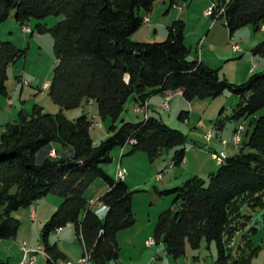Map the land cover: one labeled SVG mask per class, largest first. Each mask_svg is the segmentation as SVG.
Here are the masks:
<instances>
[{
	"label": "trees",
	"instance_id": "1",
	"mask_svg": "<svg viewBox=\"0 0 264 264\" xmlns=\"http://www.w3.org/2000/svg\"><path fill=\"white\" fill-rule=\"evenodd\" d=\"M156 1L0 0V25L13 13L21 26L33 19L64 16L53 28L36 27L38 33H51L54 39L57 65L49 96L64 110L78 108L85 101L96 104L99 117L112 121L109 136L101 142L92 137L96 125L89 115L71 121L62 113H44L38 106L30 115L20 112L19 120L4 126L0 133V240L18 235L21 223L14 212L57 196L62 204L41 234L48 263L65 260L49 239L66 227L75 228L83 256H89L92 263L119 261L118 234L136 223L135 192L125 181L112 178L103 165L112 163V152L126 145L132 148L130 154L146 153L151 162L173 148H177L173 165L182 164L186 156L185 135L160 118L148 114L138 123L121 120L128 100L133 98L138 108H145L155 94L181 91L192 102L215 99L229 90L240 98L230 120L256 118L249 137H244L239 154L226 157L218 171L209 175L208 183L194 176L160 193L173 194L175 200L170 210L160 214L154 239L175 260L186 257L188 248L200 250L203 242H215L216 264H253L260 248L253 244L252 235L258 229H245L247 217L242 211L246 206L264 207V72L253 73L243 84L221 79L219 71L198 55L191 58L183 21L168 28L165 42H134L132 36L146 17L141 12L149 15ZM211 17L225 19L231 36L248 25L258 31L264 25V0L225 1ZM26 53L0 40L1 96H8L9 68ZM253 53L264 59V41ZM184 116L188 112L180 114L181 119ZM55 148L63 150L58 159L42 155ZM98 179L109 188L98 199L105 207L102 215L86 197ZM238 235L242 240L237 246ZM0 264L6 263L0 260Z\"/></svg>",
	"mask_w": 264,
	"mask_h": 264
},
{
	"label": "rangeland",
	"instance_id": "2",
	"mask_svg": "<svg viewBox=\"0 0 264 264\" xmlns=\"http://www.w3.org/2000/svg\"><path fill=\"white\" fill-rule=\"evenodd\" d=\"M225 1L230 0H157L150 13L151 23L148 24L149 22L145 20L143 26L132 36V40L140 43L165 42L168 38V28L176 21H183L186 24L185 45L191 49V58L194 59L198 55L205 64L219 71L221 79H227L232 84H243L253 73L264 72V59L253 53L254 48L264 41V25L258 31L254 26L248 25L231 36L225 19L214 20L206 14L210 7H218ZM14 15L13 13L5 23L0 25V40L12 42L18 49L26 50L27 53L8 70L6 82L8 96L0 95V133L3 132L4 126L19 120L20 112L30 115L38 106L44 109V113L54 115L62 113L71 121L77 120L84 114L89 115L94 124L101 127L93 130V137L100 139L103 133L108 132L112 121H103L99 117L96 104L85 101L78 108L64 110L53 102L49 96V89L44 90L47 82L52 81L57 60L53 36L51 33H38L36 27L38 24H45L48 28H53L64 20V16L48 17L41 21L33 19L27 26H21ZM141 15L145 17L147 13L142 11ZM173 97L174 100L170 101V110L163 108L164 110L158 109L156 113H152L155 109L151 108V114H155L170 128L185 135L187 164H172L177 148L165 151L160 158L151 162L146 153L130 154L132 148L126 145L123 149L119 147L112 152V163L103 165L105 171L108 174L110 172L112 176L116 171L118 174L120 169H125L128 173L127 178L134 187L131 189L135 192L133 210L136 223L133 227L119 232L120 259L108 264H152V262L155 264L160 263V258L165 260L162 245L156 242L154 245L145 244V240L154 239L160 214L170 210L175 200L173 194L161 195L160 193L168 190L165 188L171 184H180L184 179L189 180L197 174L208 183L210 173L217 172L219 165L226 158L222 156L217 165L212 157L213 153L225 152L227 156H235L241 152L249 120L240 122L230 120L233 110L240 102L239 97L229 90L215 99H195L192 102L187 101L182 94H176ZM183 111L188 112V117H183L185 119L180 118ZM138 112V105L131 98L125 105L121 120L138 123L145 117V113ZM146 112L149 114L148 109ZM121 120L117 122V126H120ZM201 121L207 123L208 127L204 129L200 124ZM219 121L222 123L219 124ZM220 125L223 128H220ZM241 126L245 127V132ZM211 134L213 141H210ZM238 137L242 139L241 143L236 142ZM219 138L222 139L220 143ZM209 148L217 152H212ZM57 149L46 150L42 155L58 159L63 150ZM121 153H125L124 162L119 166ZM170 164L172 168L175 167L174 170L169 168ZM175 175L179 180L175 178ZM99 184H105V182L101 179L96 180L86 192L88 199H98L96 194L100 190ZM54 197L57 196H50L43 208L44 212L38 215L37 221H35V215H32L31 219V207L13 213V217L20 221L21 226L15 238L0 240V259L6 264L10 258L14 260L20 255H23L24 259L26 250H38L39 247L42 251L36 254L37 264H49L41 234L49 220L46 221L44 217L47 213L46 209L53 207V199H57ZM41 201L35 203L33 207H37ZM100 209L101 211H98L95 208L102 214L105 208L100 207ZM242 212L247 217L245 229L252 227L258 229L252 235L253 244L260 248L253 264H264V207L253 210L246 206ZM241 240L242 235H238L234 243L238 246ZM49 242L57 243L60 248L68 251L70 260L60 263L79 264L84 248L76 238L74 227L64 228L61 235L53 233ZM217 258L218 250L215 242L210 244L203 242L200 250L191 249L188 260L186 257L179 260L169 257L171 264H216ZM164 264H168L167 260Z\"/></svg>",
	"mask_w": 264,
	"mask_h": 264
},
{
	"label": "crops",
	"instance_id": "3",
	"mask_svg": "<svg viewBox=\"0 0 264 264\" xmlns=\"http://www.w3.org/2000/svg\"><path fill=\"white\" fill-rule=\"evenodd\" d=\"M149 18V23L148 24H150L151 23V21H150V17H151V15L149 14V15H147L145 18ZM156 32H157V29H156ZM200 58V57H199ZM200 60L202 61V59L200 58ZM179 95V94H182V92L181 91H179V92H175V93H160V94H155V95H153V96H151L150 97V99L148 100V102H147V108H148V113H149V115H151V116H156L155 114H151V108H153V109H155V110H152L153 112L152 113H156V111L159 109H162V110H164L163 109V105H164V103H165V101H166V97H168L169 95H170V101H172V100H174L173 98V96L174 95ZM183 95V94H182ZM170 101H169V107H170ZM90 104V103H89ZM170 110V109H169ZM200 124L202 125V127L205 129V128H207L208 127V124L207 123H205V122H203V121H201L200 122ZM99 128H101V127H99V126H95V127H93L92 128V131H91V134H92V137H93V133H94V131L93 130H97V129H99ZM210 133V132H209ZM208 133V134H209ZM207 134V135H208ZM206 135V136H207ZM109 136V133L106 131L105 133H103L102 135H101V138L100 139H96L95 137H93V139L95 140V141H97V142H101L102 140H105L107 137ZM206 136H205V138H206ZM207 140V139H206ZM208 141V140H207ZM210 141H213V135L211 134V139H210ZM210 141H208V142H210ZM222 141V139H220L219 138V140H218V142L220 143ZM209 150H211L212 152H217L216 150H212L211 148H209ZM123 152H125L124 150H123ZM122 154V153H121ZM124 154L125 153H123L121 156V159H120V165L119 166H121V164H123V162H124V160H123V157H124ZM226 157H232V156H227V154H226ZM187 162H188V158L185 156V160H184V162L182 163V164H187ZM170 165H172V164H170ZM172 168V167H171ZM174 168L175 167H173L171 170H174ZM211 174V173H210ZM109 175L112 177V178H114V179H116V175H117V171L115 172V175L114 176H112V174L109 172ZM176 176V175H175ZM195 176H198V174L197 175H195ZM194 177V176H193ZM200 177V176H199ZM176 179H178L179 180V178H177V176L175 177ZM175 179V180H176ZM188 179H184L180 184H176V183H174V184H171L168 188L166 187L165 189H173V188H176V187H180V186H182V184L183 183H185V181H187ZM125 182L130 186V188L132 187L131 186V182H130V180L128 179V178H126L125 179ZM176 182V181H175ZM170 183H173V182H170ZM99 186H100V190L97 192V197H98V199L99 198H101L107 191H108V185L105 183V184H99ZM136 187V186H135ZM132 189H134V187H132ZM49 198H50V196H48L47 198H45L43 201H41V203L37 206V207H33L34 206V204L31 206V219H32V215H35L36 216V220L35 221H37V218L39 217L38 215L39 214H41V213H43L44 212V210H43V208L45 207V205L47 204L46 202H48V200H49ZM54 198H57V199H53V207H51L50 209H48V207H47V209H46V211H47V213L44 215V217H45V219H46V221L48 220V219H50L49 217H51V215L54 213V211L57 209V207H59L60 205H61V203H62V199L61 198H59V197H54ZM88 199V198H87ZM91 199H94V198H90V200ZM50 206H52V205H50ZM49 206V207H50ZM100 207H103V208H105L102 204L100 205ZM62 234V231H61V233L59 234V235H61ZM146 242L148 241V240H145ZM24 242H26V241H24ZM146 242H145V244H146ZM27 243V242H26ZM57 244V243H56ZM57 246H58V248H59V250L62 252V254L65 256V260L64 261H66V260H70L69 259V253H68V251L67 250H65V249H63V248H60L59 247V245L57 244ZM163 246V245H162ZM39 248H41V247H39ZM31 250H36V249H31ZM163 250H164V254H165V256H166V259L164 260V258H160L161 259V261H160V263H155V264H164V261H166L167 260V263L168 264H171V261H170V259H169V256L167 255V252H166V250H165V248H164V246H163ZM160 254V253H159ZM191 254V249L190 248H188L187 249V256H186V259L188 260L189 259V255ZM36 259H37V257H36ZM1 260V259H0ZM22 260H23V255H20V257H17V258H15L14 260L13 259H9L8 261H7V264H19V263H21L22 262ZM2 261H4V260H2ZM60 264H62V263H60ZM152 264H153V262H152Z\"/></svg>",
	"mask_w": 264,
	"mask_h": 264
},
{
	"label": "built area",
	"instance_id": "4",
	"mask_svg": "<svg viewBox=\"0 0 264 264\" xmlns=\"http://www.w3.org/2000/svg\"><path fill=\"white\" fill-rule=\"evenodd\" d=\"M214 9H215V7H210L209 8V10L207 11V15H209V16H211L212 14H213V12H214ZM146 21H148L149 22V18L147 17L146 19H145ZM27 30L28 31H30V28H28L27 27ZM50 88V83H48L47 82V85H46V87H45V89L44 90H46V89H49ZM170 95L168 96V97H166V101H165V103H164V105H163V108L164 109H166V110H169L170 109V107H169V101H170ZM147 105H146V107L145 108H143V107H141V108H138V110H139V112H142L143 114L145 113V118H147L148 117V114H147ZM138 112V113H139ZM241 129L243 130V132H245V127L244 126H241ZM241 141H242V139L240 138V137H238V139L236 140V142H240L241 143ZM224 144H225V142H224ZM222 156H226V153L225 152H223V153H213L212 154V157H213V159L217 162V165H219V160H220V158H222ZM172 167V165H169V168H171ZM127 171L125 170V169H120L119 170V172H118V174L116 175V180H121V181H125V179H126V177H127ZM161 176L159 175V178H160ZM90 205L93 207V208H97L98 209V211H101V209H100V202H99V200H91L90 202ZM105 211H102V214L104 213ZM101 214V215H102ZM61 233V230H58L57 231V234L59 235ZM155 239H151V240H148L147 242H146V244H148V245H154L155 244ZM26 244V243H25ZM36 254H40V251H39V249L38 250H31V249H29V250H26V255H25V257H28V256H35ZM24 260V259H23ZM22 260V261H23ZM19 264H22V262L21 263H19ZM59 264V263H58ZM68 264H72L71 262H68ZM79 264H92V262L90 261V258H89V256H82L81 258H80V260H79Z\"/></svg>",
	"mask_w": 264,
	"mask_h": 264
},
{
	"label": "bare ground",
	"instance_id": "5",
	"mask_svg": "<svg viewBox=\"0 0 264 264\" xmlns=\"http://www.w3.org/2000/svg\"><path fill=\"white\" fill-rule=\"evenodd\" d=\"M146 19V18H145ZM235 47V46H234ZM49 83V82H48ZM50 89V88H49ZM221 161V160H220ZM127 178V177H126ZM91 200H94V199H91ZM90 200V201H91ZM98 200V199H97ZM101 205V204H100ZM93 208V207H92ZM40 253L42 251V248L39 249ZM46 255V254H45ZM22 264H37V259H36V255L35 256H28V257H25L24 260L22 261ZM62 264H68L67 263H62Z\"/></svg>",
	"mask_w": 264,
	"mask_h": 264
},
{
	"label": "water",
	"instance_id": "6",
	"mask_svg": "<svg viewBox=\"0 0 264 264\" xmlns=\"http://www.w3.org/2000/svg\"><path fill=\"white\" fill-rule=\"evenodd\" d=\"M255 122H256V118L255 117L252 118L251 121L249 122L248 129L245 132V138L246 139L249 137L250 131H251L252 127L254 126Z\"/></svg>",
	"mask_w": 264,
	"mask_h": 264
}]
</instances>
